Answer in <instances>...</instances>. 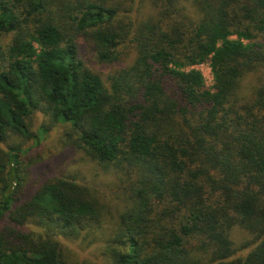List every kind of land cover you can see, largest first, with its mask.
<instances>
[{
    "label": "trees",
    "instance_id": "16d2710c",
    "mask_svg": "<svg viewBox=\"0 0 264 264\" xmlns=\"http://www.w3.org/2000/svg\"><path fill=\"white\" fill-rule=\"evenodd\" d=\"M50 125L109 194L32 187ZM102 226L108 264H264V0H0V264H68L60 239Z\"/></svg>",
    "mask_w": 264,
    "mask_h": 264
},
{
    "label": "rangeland",
    "instance_id": "374dc122",
    "mask_svg": "<svg viewBox=\"0 0 264 264\" xmlns=\"http://www.w3.org/2000/svg\"><path fill=\"white\" fill-rule=\"evenodd\" d=\"M136 4L128 3L121 9L132 8L131 15H137L138 10L134 11ZM85 56L92 58L94 51L90 50V46L85 49ZM202 72L205 83L208 87L212 86L213 77L208 62L196 66ZM45 118L41 113L34 116V125L40 129L41 123ZM48 130L42 135L40 145L30 148L28 143L25 145L29 148L23 154V161L28 163L23 169V174L27 180H30L32 187L38 186L46 178L54 175L71 174L82 180V182L90 183L96 189L102 190V193L109 194L115 187V179L112 174L103 172L94 162L87 159L84 154L77 149L63 146V126L50 125ZM20 140L14 141L18 144ZM8 151L9 149H5ZM34 154L36 156H34ZM30 166L31 169H30ZM108 207L105 208L106 222L110 224L116 217L117 203L107 198ZM111 229L107 227H96L95 229L87 228L75 239L62 238L63 255L66 257L68 264H108L110 259L108 244L110 243ZM240 239V236H237Z\"/></svg>",
    "mask_w": 264,
    "mask_h": 264
}]
</instances>
